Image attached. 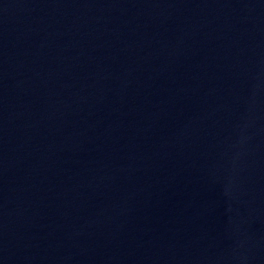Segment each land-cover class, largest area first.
<instances>
[{
    "label": "water",
    "instance_id": "95a60500",
    "mask_svg": "<svg viewBox=\"0 0 264 264\" xmlns=\"http://www.w3.org/2000/svg\"><path fill=\"white\" fill-rule=\"evenodd\" d=\"M0 264H264V0H0Z\"/></svg>",
    "mask_w": 264,
    "mask_h": 264
}]
</instances>
